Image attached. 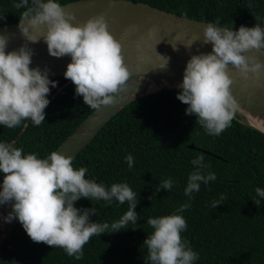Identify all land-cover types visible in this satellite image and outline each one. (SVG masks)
<instances>
[{
    "label": "trees",
    "instance_id": "obj_1",
    "mask_svg": "<svg viewBox=\"0 0 264 264\" xmlns=\"http://www.w3.org/2000/svg\"><path fill=\"white\" fill-rule=\"evenodd\" d=\"M70 1L74 0H56L61 5ZM134 1L203 21L215 23L219 19L221 26L234 30L256 23L264 27V0ZM18 2L0 0V26L20 21L26 9H16ZM49 79L58 86L51 88L48 99L69 80L65 76ZM179 91L163 89L132 101L73 159L74 168L88 169L86 179L107 188L113 183H127L132 188L139 201L137 225L130 223L119 232L93 236L84 245L83 259L76 260L62 248L33 242L19 222L0 249V264H146L144 241L154 231L147 219L171 215L185 203L190 207L179 213L187 221L181 235L199 254L194 264H264V198L255 192L257 187L264 189V132L242 122L236 113L229 128L219 136L209 135L195 115H186L188 106L177 99ZM93 111L70 82L50 101L44 123L34 126L30 120L22 121L11 129L0 125V142L23 148L24 154L46 158ZM129 154L134 158L131 169L125 159ZM201 154L210 165L202 172L215 173L217 179L201 183L200 191L193 192L190 199L184 190L195 170L191 161ZM169 178L174 182L172 189L156 192ZM2 180L0 173V183ZM221 195L226 199L212 208ZM253 198L261 199L259 207ZM75 207H95L97 215H92L91 221L109 224L128 210L127 202L109 204L85 198L75 202Z\"/></svg>",
    "mask_w": 264,
    "mask_h": 264
},
{
    "label": "clouds",
    "instance_id": "obj_2",
    "mask_svg": "<svg viewBox=\"0 0 264 264\" xmlns=\"http://www.w3.org/2000/svg\"><path fill=\"white\" fill-rule=\"evenodd\" d=\"M14 7L26 9L18 27L27 42L38 43L42 38L50 56L71 57L64 76L75 85L76 95L82 96L88 107L100 110L125 99L121 94L129 91L133 72L125 62L123 44L109 31L103 14L74 24L75 14L66 11L56 0H31V6L29 0H20ZM33 29L44 30L37 36L31 34ZM202 31V44H211L212 51L192 55L187 61L183 81L177 85L180 89L177 99L188 106L186 115H195L207 134L219 136L231 126L240 107L232 92L236 80L230 69H235L245 80L252 76L259 80L264 74V61L260 59L264 55V27L256 23L254 27L241 25L234 30L220 26L217 19L215 23H207ZM199 39L194 37L182 44L191 50ZM8 42L0 34V125L11 129L30 120L34 126H40L50 104L47 97L58 82L49 79L47 67L43 70L39 66L30 67L34 50L28 43L7 52ZM172 47L178 50L176 45ZM168 64L166 58L159 69L166 70ZM138 90L137 86L135 92ZM73 159L59 151L38 158L35 153L24 154L23 148L0 142V173H3L0 206L12 205L3 220L11 223L18 218L33 242L62 248L69 257L82 260L84 245L93 236L119 232L130 223L137 225L139 201L127 183H113L107 188L86 179L88 169L74 168ZM125 159L129 169L133 168V156L129 154ZM191 163L195 170L189 174L184 190L190 199L193 192L200 191L201 183L207 185L217 179L215 173L202 172L210 167L204 163L203 154ZM173 183L171 178L165 179L155 190L170 191ZM255 192L257 197L264 198V189L257 187ZM81 198L109 204L127 202L128 210L111 224L92 222L90 217L97 215V210L75 207ZM224 199L221 195L211 207L220 205ZM252 200L260 206L261 199ZM189 207L190 203H185L171 215L147 219L154 231L144 241L148 250L146 264H194L199 259V254L181 235L187 229V221L179 213Z\"/></svg>",
    "mask_w": 264,
    "mask_h": 264
},
{
    "label": "water",
    "instance_id": "obj_3",
    "mask_svg": "<svg viewBox=\"0 0 264 264\" xmlns=\"http://www.w3.org/2000/svg\"><path fill=\"white\" fill-rule=\"evenodd\" d=\"M61 6L66 11L75 14L74 24L86 22L92 17L103 14L108 21L109 31L123 44L125 62L133 72V77L129 82V91L121 94L125 99L118 105L103 106L100 110H94L57 148L56 151L74 158L96 137L107 122L129 103L149 93L177 88V85H171L156 91L132 96L131 92H135L137 86L140 91L144 90V84L140 82L142 77H163L177 84L182 83L184 70L191 56L212 51L211 44H202V30L207 23L213 22L190 18L146 2L134 0H74ZM19 22L0 26V34L6 36L9 40L6 51L19 49L25 43H28V47L34 50L31 68L39 66L43 70L47 67L50 69L49 77L64 76L67 65L71 62V57L55 58L50 56L47 44L42 38L38 43L27 42L19 30ZM43 30L33 29L31 34L40 36ZM150 30H152V35H149ZM177 37H179V40L176 39ZM194 37H199V41L192 46L191 50L185 48L182 43H186ZM171 44L176 45L178 50H174ZM166 58L169 59L167 69H159L165 63ZM260 59L264 61V55H260ZM137 68L140 69L139 72L136 71ZM230 70L236 80L232 86V92L240 106L237 111L240 120L264 132L263 129L251 122L250 117L252 112L264 116V74L261 75L259 80L255 76L245 80L235 69ZM70 82L71 80H67L49 101L55 98ZM95 116H98L97 123L94 122ZM81 128L85 130L84 134H79ZM22 134L23 132L20 133L19 137ZM190 147L194 148L195 144L192 143ZM7 207H12V205H3L0 210ZM3 217H0V249L19 223L18 218H16L7 225Z\"/></svg>",
    "mask_w": 264,
    "mask_h": 264
},
{
    "label": "bare ground",
    "instance_id": "obj_4",
    "mask_svg": "<svg viewBox=\"0 0 264 264\" xmlns=\"http://www.w3.org/2000/svg\"><path fill=\"white\" fill-rule=\"evenodd\" d=\"M140 82H142L144 84V90L143 91L139 90L137 93L131 92L132 96L134 95V93H135V95H138V94H143L146 92L156 91V90L162 89V88L167 87V86L178 85L177 83H174V81H172V80H169V79H166L163 77H154V76L142 77V79H140ZM249 112L251 113L252 111H249ZM250 117H251V122L253 124H255L257 127L264 130V116L260 115L259 113H253L252 112ZM97 119H98V116H95L94 117L95 123H97L96 122ZM84 133H85V130L81 128L79 134H84ZM73 139H75V138H73ZM11 210H12V207H7V208L1 209L0 210V217H2V216L6 217ZM6 224L8 225L9 223L7 222Z\"/></svg>",
    "mask_w": 264,
    "mask_h": 264
}]
</instances>
